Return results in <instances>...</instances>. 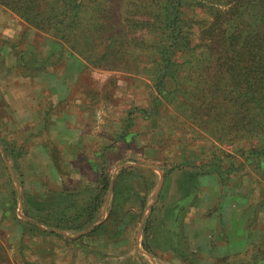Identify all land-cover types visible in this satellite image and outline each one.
Returning <instances> with one entry per match:
<instances>
[{
	"label": "rangeland",
	"instance_id": "374dc122",
	"mask_svg": "<svg viewBox=\"0 0 264 264\" xmlns=\"http://www.w3.org/2000/svg\"><path fill=\"white\" fill-rule=\"evenodd\" d=\"M41 5L40 16L54 11L51 5ZM247 12L244 19L264 39V0ZM186 16L197 22L192 27V46L198 53L205 48L202 30L210 26L213 16L201 7L189 8ZM140 34L145 30L135 36ZM69 40L54 38L51 31L35 27L0 2V240L4 248L0 262L217 264L225 256L238 258L256 248L264 249V208L257 205L264 181L260 171L234 153L249 142L264 144V129L248 141H216L163 99L157 112L152 109L154 89L147 71L152 63L147 54L139 68L132 63L133 71L127 51L94 58V65L70 49L76 38L69 36ZM99 49L101 56L104 48ZM101 60L107 65L101 66ZM55 116L61 118V125L55 123ZM65 126L88 134L75 156L51 141L56 133H65ZM126 133L130 135L122 137ZM35 142L51 145L52 156L32 149ZM104 148L103 156L96 155ZM225 154L235 156L242 165L224 173L223 185L215 174L201 175L197 191L185 197L180 191L186 179L183 172L213 161H219L223 170L228 162ZM131 168L138 169H132L123 181L132 186L128 194L134 195L118 209L115 226L108 222V227H99L102 223L97 222L67 231L48 228L24 215L26 195H47L52 205L67 206L71 215L96 194L98 172L104 171L110 176V186L97 219L106 220L115 180L121 170ZM200 183L208 190H201ZM69 191L74 197L64 195ZM217 195L221 198L212 207L210 198ZM141 198H145L143 208ZM222 201H226L228 214L222 210ZM195 203L202 206L200 223V213L191 212ZM217 209L218 224L209 221L211 237L205 238L211 247L201 252L190 239L191 226L196 222L197 229L204 227L206 212ZM127 217L124 227L120 221ZM19 221L32 223L41 231L27 227L24 231Z\"/></svg>",
	"mask_w": 264,
	"mask_h": 264
},
{
	"label": "trees",
	"instance_id": "16d2710c",
	"mask_svg": "<svg viewBox=\"0 0 264 264\" xmlns=\"http://www.w3.org/2000/svg\"><path fill=\"white\" fill-rule=\"evenodd\" d=\"M18 16L66 43L69 36L76 38L70 49L95 65L94 58L103 59L111 52L129 53V70L139 68L143 55L152 63L147 70L154 89L152 109L158 111L163 100L175 112L200 125L211 137L221 143L235 139H252L264 129V39L252 23L244 19V12L262 0H0ZM49 2V3H48ZM51 5L50 15L40 16L41 4ZM53 5H52V4ZM201 7L212 16L210 26L202 30L205 48L198 53L192 46V27L197 23L186 16L189 8ZM241 8L243 10H241ZM39 18V20H37ZM194 21V22H193ZM47 23V24H45ZM200 23V22H199ZM48 26L47 28H44ZM145 34L135 36L137 31ZM257 30V31H256ZM150 35V38H147ZM104 52L101 56L100 49ZM101 66L107 65L102 62ZM100 63V61L98 62ZM163 99V100H162ZM144 112L145 109H140ZM130 133L123 134L128 137ZM127 140V139H126ZM104 148L96 155L103 156ZM102 152V153H101ZM245 164L260 171L264 181V144L249 142L235 150ZM227 167L219 161L192 166L185 170V185L180 191L185 197L198 189V178L215 174L223 185L225 172L238 169L237 158L225 154ZM94 168L97 163L92 162ZM131 168L121 170L115 180L108 216L99 226L117 225L116 214L124 201L131 199V185L123 179ZM122 173L124 175H122ZM123 176V177H122ZM110 176L98 172L94 187L96 194L68 215L67 206L49 200V196L24 198V215L36 219L48 228L67 231L81 230L95 223L103 199L109 190ZM145 184V190H149ZM86 189V188H85ZM71 192V191H69ZM73 193V192H71ZM60 193L74 197V193ZM62 197V196H60ZM52 200V199H51ZM145 198H141L142 208ZM264 208V189L257 204ZM123 206V205H122ZM175 218V217H174ZM173 218V223L176 220ZM81 219V220H78ZM124 218L120 223H124ZM77 221H80L78 224ZM27 228L41 231L29 222H20ZM98 227V228H99ZM149 225H145V237ZM29 229V230H30ZM114 231V230H113ZM232 260V261H231ZM217 264H264V249H254L242 257L225 256ZM185 262V261H183Z\"/></svg>",
	"mask_w": 264,
	"mask_h": 264
},
{
	"label": "crops",
	"instance_id": "0c3cea01",
	"mask_svg": "<svg viewBox=\"0 0 264 264\" xmlns=\"http://www.w3.org/2000/svg\"><path fill=\"white\" fill-rule=\"evenodd\" d=\"M55 118H57V120H55V123H57L58 125H61L60 122H58V121H60L61 118H59L57 116H55ZM61 127H63V126H60L58 129H61ZM63 131L65 133H56L55 138H54V136H52L53 139L51 141H53L55 143H58L60 146L64 147V149L66 151V154L68 153L70 155H74L75 156V153H77L81 149V147L83 145V142H84L83 140H85L84 135H88V134H85V133H82V132L80 133V132L75 131V130L72 131L71 129L68 130V128L66 126H65V129ZM75 135L77 137H75ZM71 138H73V140H74L73 142H72ZM32 149H34L35 151L39 152L40 155H42V156H45V157L52 156V154L50 153L51 152V145H46V144H42V143L39 144V142H35L34 145H33V147H32ZM62 155H65V154L63 153ZM58 175H60V174H58ZM59 179H60V176H59ZM202 189H204L205 191H207L208 190V187L204 188L203 185L201 184V190ZM219 190H222V189H219ZM219 190H217V191L219 192ZM211 191H213V189H211ZM197 197H198V203H199L201 201V191H199V194H198ZM214 198L215 199H213V197H211L210 198V201H209V203H211V206L212 207L214 205V202L217 201V200L219 201V198H221V197L220 196L218 197V195H217ZM239 199L241 200L242 198L239 197ZM239 199L238 198H235V200H239ZM229 201H231V199ZM223 202L224 201H222V204H223ZM198 203L197 204L195 203L196 205L194 204V205L191 206V212H192V214L200 213L199 216H197V217H199L198 218L199 219V222L198 223H200L201 222L200 219L203 216V214H201L202 213V206H200V204H198ZM225 203H226V201L223 204L222 210H224V212L226 214H228V211H229L228 210V206H226ZM240 203H242V201H240ZM220 206H222V205H220ZM218 211H220V210L217 209L216 212L214 210L211 211V212H206L207 214L204 215V216H206L205 219H206V221H208V223L206 222V224L204 225V227L197 229L196 228V225L198 223L196 224V222H194V227L193 228L191 226V234L189 235L190 236V239L193 241V243H195V244L197 243L196 246L198 247L199 251H201V252L207 251L209 249L208 247L210 245V242L208 241V246H207V242H206V239H205L207 237H211V234H210L209 230H210L212 224L209 223V221L211 219H213L211 221H213L214 226H216L218 224V222H217L218 221V219H217L218 217L215 216L218 213ZM17 218H19V217H17ZM104 221L105 220L97 219V221L95 223L98 222L97 224H101ZM17 225L20 226L19 223H17ZM17 229L19 231L22 230L21 228H17ZM196 229H197V231H195ZM21 234L24 236L23 231L21 232ZM203 240H205V241L202 243ZM210 247H211V245H210ZM3 253H4V248H3L2 243H1V240H0V257L3 256ZM4 263H5V261H1L0 262V264H4Z\"/></svg>",
	"mask_w": 264,
	"mask_h": 264
}]
</instances>
